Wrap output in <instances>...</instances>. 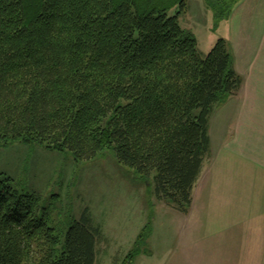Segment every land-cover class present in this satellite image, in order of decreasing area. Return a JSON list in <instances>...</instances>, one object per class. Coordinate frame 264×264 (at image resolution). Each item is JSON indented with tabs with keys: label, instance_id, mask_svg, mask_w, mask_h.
Wrapping results in <instances>:
<instances>
[{
	"label": "trees",
	"instance_id": "1",
	"mask_svg": "<svg viewBox=\"0 0 264 264\" xmlns=\"http://www.w3.org/2000/svg\"><path fill=\"white\" fill-rule=\"evenodd\" d=\"M187 10L186 0H0V143L68 150L77 161L113 150L188 213L214 105L243 78L226 39L202 55L180 24ZM51 221L41 194L0 177V264H97L105 237L88 207L66 230Z\"/></svg>",
	"mask_w": 264,
	"mask_h": 264
},
{
	"label": "rangeland",
	"instance_id": "2",
	"mask_svg": "<svg viewBox=\"0 0 264 264\" xmlns=\"http://www.w3.org/2000/svg\"><path fill=\"white\" fill-rule=\"evenodd\" d=\"M210 1L215 6L208 0H186L188 10L180 15L181 26L196 36L204 56L219 38L229 36V17H219L218 11L239 0ZM179 8L176 4L170 14ZM233 97L214 105L209 119L214 139L224 135L221 119L241 102ZM1 176L21 192L41 194L52 224L64 230L88 207L105 237L97 264H122L148 223L150 236L141 242L133 264H264V184L237 186L231 174H217L209 184L212 197L204 199L201 191L186 214L157 197L154 174L145 177L120 163L113 150L77 161L68 150L22 141L0 143Z\"/></svg>",
	"mask_w": 264,
	"mask_h": 264
},
{
	"label": "crops",
	"instance_id": "3",
	"mask_svg": "<svg viewBox=\"0 0 264 264\" xmlns=\"http://www.w3.org/2000/svg\"><path fill=\"white\" fill-rule=\"evenodd\" d=\"M228 24L226 40L243 78L233 98L241 102L234 104V113L221 119L222 138L214 139L209 127L211 157L204 162V185L199 189L200 175L191 207L201 191L204 199L212 197L209 184L213 185L217 174H231L237 186L255 189L264 184V0H239Z\"/></svg>",
	"mask_w": 264,
	"mask_h": 264
}]
</instances>
